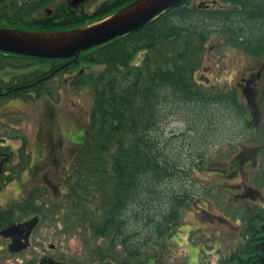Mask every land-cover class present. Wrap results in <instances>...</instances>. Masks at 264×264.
Here are the masks:
<instances>
[{
    "label": "rangeland",
    "instance_id": "rangeland-1",
    "mask_svg": "<svg viewBox=\"0 0 264 264\" xmlns=\"http://www.w3.org/2000/svg\"><path fill=\"white\" fill-rule=\"evenodd\" d=\"M201 1L212 0H190L187 7L196 9ZM213 1L222 4L221 0ZM223 5L226 10L231 8V5ZM203 23L208 25L206 41L200 57H194L189 63L187 73L194 85L197 83V92L204 98H212L219 91L230 90L232 82L253 69L264 56L228 43L233 37L224 32L227 28L220 22L200 21ZM154 55L152 52L138 53L130 66L140 67L144 58L153 61ZM49 66V62H44L33 63L21 70L5 69L7 71L0 72V79L8 81L6 73L46 70ZM85 67L80 74L96 73L102 68ZM55 78L58 82L49 84L53 88L51 97H40L37 102L8 101L0 110V138L7 140V150L12 154L7 168H35L31 176L24 174L18 181L19 177L14 175L15 180L4 185L0 190V204L7 207L12 200L24 198L29 188L37 186L35 188L41 189L39 185L43 182L48 185L42 218L32 238V249L20 256L23 263L37 259L48 244L54 245L55 255L66 257V250H70L85 260H89L92 250L106 246V241L96 239L91 230V224L105 215L99 192L93 194L90 190L91 197L83 193L84 198L66 199L57 207L47 208L53 186L59 189V194L65 191L61 187L64 171L76 160L74 154L88 127L93 103V88L89 81L80 88L67 81L64 87L61 76L58 74ZM237 99L240 105L245 104L242 97ZM256 101L251 113L246 109L245 116L222 102H183L171 96L160 102L158 122L149 138L159 153V160L170 167V176L162 179L153 191L143 190L125 212L128 234L135 244L150 251L152 258L158 259L162 255L163 264H196L194 256L199 254L195 259L198 264H215L217 258L208 257L210 253L221 252L222 257L233 251L241 222L264 206V199L246 194V190L252 188L264 195L261 174V171L264 174V160L255 154L264 137V105ZM38 134L44 137L43 144L35 138ZM71 135L80 136V140L69 139ZM51 153L54 161H46ZM108 165L109 161L107 168ZM22 181L23 189L19 184ZM89 184L92 185V181ZM175 196L183 200L180 226L167 231L160 240L153 233L152 222L146 218L160 221L170 199ZM41 201L39 199L38 204ZM2 255L0 264L7 258ZM186 256H189L188 261Z\"/></svg>",
    "mask_w": 264,
    "mask_h": 264
},
{
    "label": "trees",
    "instance_id": "trees-1",
    "mask_svg": "<svg viewBox=\"0 0 264 264\" xmlns=\"http://www.w3.org/2000/svg\"><path fill=\"white\" fill-rule=\"evenodd\" d=\"M132 1L114 0L86 19H102ZM189 2L184 0L138 30L83 52L77 59H66V71L79 64L102 67L96 73L87 72L76 77V88L86 81L92 85L93 103L88 127L74 154L76 160L66 169L63 183L66 185L65 202L66 199L84 198L83 193L89 197L92 193H100L105 215L91 224V230L94 237L104 238L109 243L106 248H115L117 243L123 248L132 247L129 245L126 209L143 190L153 191L162 179L170 176V167L159 160V153L149 138L158 122V106L166 96L183 102H222L240 115H246L237 96L204 98L187 72L194 57H200L206 41L208 25L200 24V21L220 22L235 44L242 33L260 32L263 42L255 41L250 49L252 53L264 52V0H221L222 4L231 5L227 10L222 7L189 9ZM77 24H83V20ZM238 26L241 28L235 29ZM141 52H152L155 59L151 61L147 57L142 66H130L133 57ZM6 57L7 60L21 58L12 54H6ZM62 61L50 60L54 69L62 67ZM21 80L23 84L28 82L26 77ZM262 99L264 101V97ZM39 209L30 198L21 205L24 214L28 210L39 212ZM182 209L183 200L175 196L170 199L160 221L153 222L148 217L146 220L152 222L153 233L159 238L167 231L179 228ZM259 221H264V209L261 208L247 219V232L264 233V224L255 228ZM133 247L141 248L137 244Z\"/></svg>",
    "mask_w": 264,
    "mask_h": 264
},
{
    "label": "flooded vegetation",
    "instance_id": "flooded-vegetation-1",
    "mask_svg": "<svg viewBox=\"0 0 264 264\" xmlns=\"http://www.w3.org/2000/svg\"><path fill=\"white\" fill-rule=\"evenodd\" d=\"M77 2L75 0H0V28H13L23 31L39 32L74 29L101 20L87 21L86 18L96 15L102 5L111 3L109 0H86L82 4ZM77 4L80 5L76 7ZM220 7L225 9L223 4H209V8L211 9ZM117 10L118 9L115 11ZM113 12H110L108 15L112 14ZM81 20H83V24H77ZM255 41L259 42L260 44L263 42V35L260 32H256V34L253 32L242 33L239 35L237 43L239 44L240 48L245 49L247 52L254 55H261L263 57V51L255 53L251 52L250 48L253 47ZM228 43L236 46L232 40H229ZM260 48L263 47L261 46ZM6 54L8 53L0 51V72H3L5 69L21 70L28 68L29 65L33 63H40L37 61L39 60L38 58L25 56H20V59H14L9 62L6 59ZM41 60L49 62L51 66H49V68L46 70L35 69L26 73L4 74L6 78L8 77V81L0 79V110L5 107L8 101L26 99L37 102L40 97H51L53 95L51 92L53 88L50 86L53 84V82H58L55 78L58 74L61 76V85L64 87H66L67 81L72 82L73 86H75L76 77L86 75L78 73L79 69L85 67L86 65L81 64L79 68L75 67L70 71H66V59H53L63 60L62 67L55 69L53 68V64L50 62V60ZM22 77H26V81L28 82L23 84L21 80ZM231 86L232 87L230 90L222 92L219 91L216 96L233 95L242 97L243 100H245V104L242 105L244 106L245 110H249V113L252 112L251 108L253 107L254 103L257 102L256 100H259V102L264 105V101L262 99L264 97V59L257 61L253 69L234 80ZM248 119L246 122L249 121ZM0 122L2 123V121ZM262 129L264 133V126ZM254 130H257V127H254ZM35 138L40 141V144L45 142L44 137L40 134L36 135ZM69 139L78 141L80 140V136L71 135L69 136ZM261 140L262 142L260 144V148L255 154L260 155L261 159L264 160V137ZM7 143V140L0 138V190L6 183H12L13 180H15L13 179L14 175L19 177L17 179L18 181H21L20 177L22 175L25 174V176H31L35 169L28 166L24 168L19 167L16 169H8L7 167L12 160V154L11 151L7 150ZM22 143L25 145L26 140L23 139ZM19 150H22V148ZM45 160L54 161L53 153H51L50 157L45 158ZM64 174L65 179L63 182L66 180V170L64 171ZM261 174L262 177H264L263 171H261ZM19 184L21 185L19 186L23 189V181ZM35 187L26 190L25 196L21 200H12V202L7 203V207H4L2 204H0V230L10 225L22 224L29 221L33 217L38 218L36 225L32 228L28 235L27 241L25 242L27 244V248L24 250L10 251L8 246L11 243V239L0 236V255L3 253L2 257H7L2 259V264H163L162 255H160L158 259H155L152 258L150 251L142 248H134L133 246L136 244L134 243L133 239H131L130 235L129 245L132 246L130 248H123L121 247L120 243H117L115 248H106L109 243L104 238L95 237L96 239L105 240L106 246L105 248L98 246L96 249L92 250V252L90 251L91 256L89 255V260L79 258L77 254H74L76 251L70 250H66V257L64 255H55L54 245L48 244L47 247L43 249L41 253H39L37 259L23 263L20 256L32 249V238L42 218L41 209L44 205L43 198H45L48 193V185L44 182L42 185H39L41 189H37ZM61 187L65 189L63 194H59V189L53 186L52 199L47 203V208H54V205H59L58 203L65 201L66 185L63 183ZM247 193H251V195H258L260 200L264 199V195H259V191L255 189L248 188L246 190V194ZM29 198L32 199L33 205L37 209L40 208L39 212H30L28 210L25 215H23L24 213L21 210V205ZM39 199H42L40 204L37 202ZM261 209H264V206ZM256 224L257 226L255 228L258 229L259 226L264 224V221H259ZM171 235L172 234H170V236ZM16 237L21 238V235H16ZM163 237L164 235L159 237L160 240H162ZM235 242L236 245L234 250L230 251L227 255L221 257V252H215L210 253V256L208 257L215 256L217 258L215 264H264V233L247 232V220H243V222H241L238 237L235 239ZM80 252L82 251H79L78 253ZM197 255L199 254L194 256V261L196 264H198L195 260ZM186 257L188 261L189 256Z\"/></svg>",
    "mask_w": 264,
    "mask_h": 264
},
{
    "label": "water",
    "instance_id": "water-1",
    "mask_svg": "<svg viewBox=\"0 0 264 264\" xmlns=\"http://www.w3.org/2000/svg\"><path fill=\"white\" fill-rule=\"evenodd\" d=\"M75 1L82 4L86 0ZM183 1L134 0L98 22L64 31L39 32L0 28V51L47 60L77 59L83 52L138 30ZM209 4L214 5L215 2H199L196 7L206 9ZM83 69L84 67L79 69L78 73L84 71ZM37 221L38 218L33 217L22 224L10 225L0 230L1 237L11 239L8 246L10 251L27 248L25 242ZM16 235H21V238Z\"/></svg>",
    "mask_w": 264,
    "mask_h": 264
}]
</instances>
